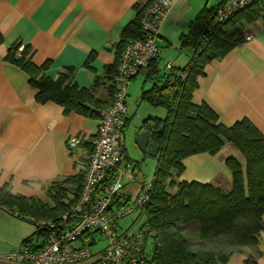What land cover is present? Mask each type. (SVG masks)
<instances>
[{
  "label": "crops",
  "instance_id": "crops-1",
  "mask_svg": "<svg viewBox=\"0 0 264 264\" xmlns=\"http://www.w3.org/2000/svg\"><path fill=\"white\" fill-rule=\"evenodd\" d=\"M144 1L0 0V186L9 185L13 194L35 198L55 180L79 172L84 174L89 144L99 125V116L66 111L54 100L38 101V90L30 83L28 73L5 58L9 48L17 43L27 46L31 61L38 67L47 65L45 73L52 80L60 72L73 68L72 80L80 88H93L94 96L107 106L111 102L108 70L119 60L118 45L136 15L134 5ZM205 8L207 3L192 13L190 0L175 1L160 28L157 69H161L163 61H169L175 68L188 64L192 50L182 45L181 35L188 32L191 21ZM171 24L179 32L176 40H171V34H176L170 30ZM247 33L252 36L250 40L245 39L224 56L203 65L191 101L195 105L207 104L224 126L248 120L264 135V20L249 24L244 37ZM150 69L140 71H145L144 84L155 81L148 76ZM146 105L143 112L147 117H140L141 127L136 135L143 130L142 123L148 117L167 115L165 107ZM126 109L125 130L137 113V108L133 114L129 111L127 98ZM71 135L83 137L86 145L69 149L67 139ZM224 147L228 151L222 156L218 152H201L186 157L179 180L230 186L231 175L223 163L226 156L236 155V150L228 143ZM124 150L126 153L125 144ZM261 225L259 251L244 249L224 264H247L248 258L255 264H264V213ZM196 228L191 238H198ZM26 238L21 236L7 242L5 254Z\"/></svg>",
  "mask_w": 264,
  "mask_h": 264
},
{
  "label": "trees",
  "instance_id": "trees-1",
  "mask_svg": "<svg viewBox=\"0 0 264 264\" xmlns=\"http://www.w3.org/2000/svg\"><path fill=\"white\" fill-rule=\"evenodd\" d=\"M153 1L134 5L136 15L118 45L119 57L128 40L141 37L139 15ZM224 1L205 8L191 21L188 32L181 35L182 45L192 50L184 67L187 74L184 80L178 75L183 68L162 73V68L155 67L158 59L148 66L151 67L148 76L161 84L154 82L153 87L143 92L142 99L167 110L166 117H148L142 123V128L149 131L150 142L159 146L151 197L145 208V220L154 239L148 264H224L244 249L259 251L264 213V135L248 120L224 126L207 104L195 105L191 101L203 65L243 43L247 26L264 20V0H257L218 21L215 11ZM20 46L22 50L18 52ZM29 51L27 46L17 43L9 48L5 58L28 73L30 83L38 90V101L54 100L66 111L99 116L98 110L104 106L94 96L93 88H80L72 80L73 68H67L52 80L45 73L47 65L36 66ZM114 67L108 70V79ZM108 89L111 96V85ZM226 143L236 150V155L224 160L231 175V189L195 180L174 182L172 176L180 178L186 157L201 152L215 154ZM82 178L83 172H79L53 181L46 189L53 206L34 197L13 194L5 184L0 186V206L8 208L11 214L16 208L19 213L38 219L54 217L65 209L67 196L78 194ZM174 183L176 190L171 191ZM191 222L198 226L197 241H189L184 235ZM246 262L255 264L252 258Z\"/></svg>",
  "mask_w": 264,
  "mask_h": 264
},
{
  "label": "built area",
  "instance_id": "built-area-1",
  "mask_svg": "<svg viewBox=\"0 0 264 264\" xmlns=\"http://www.w3.org/2000/svg\"><path fill=\"white\" fill-rule=\"evenodd\" d=\"M175 1L154 0L139 15L141 37L127 41L110 73L111 102L98 110L99 125L89 144L78 194L67 196L65 209L51 218L16 214L36 226V236L1 255L0 260L16 264H148L147 241L152 230L146 220L136 229L133 226L145 217L153 180L142 182L134 198L123 191L127 184L136 182L135 169L127 160L123 144L127 124L126 98L131 80L159 58L160 28ZM256 1L225 0L216 8V18L226 20ZM251 38V34L245 35L246 40ZM21 50L22 46L18 52ZM165 67L177 69L169 61ZM178 75L184 80L186 68ZM85 145L86 141L79 135L67 139L69 149ZM136 211L137 218L120 232L119 228L123 229L120 221ZM96 235L105 240L101 248H92L97 243Z\"/></svg>",
  "mask_w": 264,
  "mask_h": 264
},
{
  "label": "rangeland",
  "instance_id": "rangeland-1",
  "mask_svg": "<svg viewBox=\"0 0 264 264\" xmlns=\"http://www.w3.org/2000/svg\"><path fill=\"white\" fill-rule=\"evenodd\" d=\"M220 1L221 0H192V1L190 0V2L192 3V13L198 7H202L205 3H207V7L211 8ZM179 3L180 2H178L177 5ZM177 5H175V8L177 7ZM169 26H171L170 30L173 29L172 32L176 33L175 35L171 34V40H176L179 32H176V26H174V28L172 24ZM177 30H179V28ZM166 62L167 61L162 62V67H161L163 69L162 73L164 72L166 73L169 71V69L165 67ZM144 72L145 71L138 73L130 82L132 83V85L129 88V96L127 97V107L129 108V111L132 112V114L134 110L137 108V113L134 116H132L134 119L130 121L129 126L125 130V138L123 137V141H124L123 144H125L126 154H128L127 160H130L132 162L133 167L135 169V177H136V182L127 184L124 187L123 191L125 194L131 196L132 198H134L139 193L140 184L142 182L144 181L148 182L153 178V175L157 167L156 158L149 156V155H143L135 145L136 131L140 130V127H141L140 126L141 120L139 119L140 117H144L145 115H146L145 117H147L146 112H143V111H144V107L147 106L146 103L150 104L146 99H142L143 92L146 89L150 88L154 82H156L158 85L161 84L160 81L153 82L150 80L146 81V83L144 84L143 83V80H144L143 78L145 77ZM142 86L144 87L142 88ZM148 108H151V107H148ZM161 108L162 107H159V110H162ZM151 110H154V108ZM227 151L228 149L226 147L224 148L222 147L218 151V155L222 156ZM223 165L226 167L225 163H223ZM227 170L229 171L228 168ZM172 179L174 180L175 183L179 181L177 176H172ZM175 183L171 188H169L171 191L176 190ZM220 186H222L224 189L229 190L231 189L232 184H230V186H228L227 188H225V186L223 185H220ZM70 187L71 186H68V188ZM48 194H49L48 191H43L42 195H40L39 197H35V198L41 200L48 206H53L54 201ZM14 210L15 212L13 214H9L8 210H5L2 206H0V256L6 253L5 249H6L7 242L15 241L21 236H24V237L26 236L27 237L26 239L36 236V231H37L36 226L32 222H28L23 219H20L19 217H15L16 211L18 212L19 210H17L16 208H14ZM137 215H138V212L136 211L133 214L123 218L120 221V224L123 229L119 228V231L122 232L123 230H126L132 224V222L137 218ZM144 220H145V217L142 216L138 220V222L133 226L134 227L133 229H136L142 222H144ZM196 227H197V224L194 222H191L186 226L184 235L185 237H187L189 241H197L198 238H191L192 230H194V228ZM133 229H131L130 231H133ZM196 229H198V227ZM95 237H96L97 243L92 248L103 247V245L105 244V240L101 239L100 236L98 235H96ZM153 240L154 239L152 235V237H150L147 241V252H151L153 250ZM18 247L19 245L14 246L13 248H18ZM0 262L2 264L6 263L5 261H0Z\"/></svg>",
  "mask_w": 264,
  "mask_h": 264
},
{
  "label": "water",
  "instance_id": "water-1",
  "mask_svg": "<svg viewBox=\"0 0 264 264\" xmlns=\"http://www.w3.org/2000/svg\"><path fill=\"white\" fill-rule=\"evenodd\" d=\"M135 145L143 155L157 157L159 153V146L150 142V134L146 129H143L136 135Z\"/></svg>",
  "mask_w": 264,
  "mask_h": 264
}]
</instances>
